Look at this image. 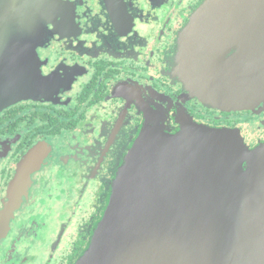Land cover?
I'll return each instance as SVG.
<instances>
[{
	"label": "flooded vegetation",
	"instance_id": "flooded-vegetation-1",
	"mask_svg": "<svg viewBox=\"0 0 264 264\" xmlns=\"http://www.w3.org/2000/svg\"><path fill=\"white\" fill-rule=\"evenodd\" d=\"M55 2L62 14L44 0L2 8L4 42L33 64L0 46V210L13 183L23 180L25 191L0 264L75 263L149 110L172 131L187 111L238 130L249 148L264 141V102L222 112L189 96L179 78V34L204 0Z\"/></svg>",
	"mask_w": 264,
	"mask_h": 264
},
{
	"label": "water",
	"instance_id": "water-1",
	"mask_svg": "<svg viewBox=\"0 0 264 264\" xmlns=\"http://www.w3.org/2000/svg\"><path fill=\"white\" fill-rule=\"evenodd\" d=\"M176 68L207 107L264 102V0H204L179 34ZM175 121L172 131L147 111L74 264H264V141L249 148L238 130L197 123L187 111ZM22 182L4 199L0 240L22 204Z\"/></svg>",
	"mask_w": 264,
	"mask_h": 264
},
{
	"label": "rangeland",
	"instance_id": "rangeland-1",
	"mask_svg": "<svg viewBox=\"0 0 264 264\" xmlns=\"http://www.w3.org/2000/svg\"><path fill=\"white\" fill-rule=\"evenodd\" d=\"M6 4V0H0V22H2L3 20H5L4 15H6L5 13H3V7ZM0 36L2 37V40L0 41V46H6L10 52H13L14 50H16L15 55L23 60L24 62H27L28 64H33L28 57L26 56V51L25 50H17L16 48L9 47L5 42H4V37L2 36V34H0Z\"/></svg>",
	"mask_w": 264,
	"mask_h": 264
},
{
	"label": "trees",
	"instance_id": "trees-1",
	"mask_svg": "<svg viewBox=\"0 0 264 264\" xmlns=\"http://www.w3.org/2000/svg\"><path fill=\"white\" fill-rule=\"evenodd\" d=\"M114 175H115V172H114ZM114 179V178H113ZM81 255V254H80Z\"/></svg>",
	"mask_w": 264,
	"mask_h": 264
}]
</instances>
